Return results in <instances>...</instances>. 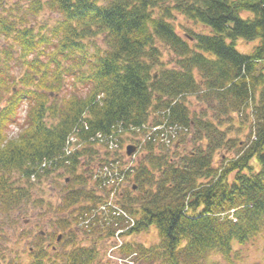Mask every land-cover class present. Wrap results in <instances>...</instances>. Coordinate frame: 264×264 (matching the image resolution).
Returning <instances> with one entry per match:
<instances>
[{
	"label": "trees",
	"instance_id": "obj_1",
	"mask_svg": "<svg viewBox=\"0 0 264 264\" xmlns=\"http://www.w3.org/2000/svg\"><path fill=\"white\" fill-rule=\"evenodd\" d=\"M7 4L0 0V128L17 124L24 132L19 145L0 141V213L19 215L32 203L36 185L49 178L60 190L58 204L47 203L50 244L41 243L39 231L27 261L10 264H103L101 247L113 264L107 253L115 232L125 239L152 225L157 243L125 240L117 253L134 264H217L210 258L230 263L235 247L252 241L261 240L264 251V0ZM44 11L55 16L52 24L29 21ZM247 12L251 18L242 17ZM238 39L260 43L244 55L235 49ZM165 45L172 52L168 61ZM13 61L22 69L18 77ZM189 95L207 107L190 108L184 103ZM230 111L238 113L240 126L247 124L248 134L228 139L225 148L235 149L234 158L221 171L210 166L209 154L234 127ZM210 112L229 125L225 132L205 119ZM73 130V143L86 146L66 153ZM125 138L137 148L132 161L108 148ZM203 139L206 146H200ZM101 140L102 149L93 147ZM81 155L87 156L83 164ZM68 162V175L54 180L53 172ZM78 168L88 175L76 174ZM155 172L161 179L155 195L145 191L150 200L140 204L125 187L116 200L123 216L103 212L121 187L106 185L131 177L130 190L138 192L156 181ZM161 200L167 201L162 208ZM33 202L45 204L42 196ZM136 204L144 216L131 220Z\"/></svg>",
	"mask_w": 264,
	"mask_h": 264
},
{
	"label": "rangeland",
	"instance_id": "obj_2",
	"mask_svg": "<svg viewBox=\"0 0 264 264\" xmlns=\"http://www.w3.org/2000/svg\"><path fill=\"white\" fill-rule=\"evenodd\" d=\"M28 0H7L8 4L13 3H20L25 4ZM7 4V5H8ZM244 18V16L242 15ZM55 20V16L48 13V12H41L38 17L36 18H29V21L32 23H38L43 24L47 22L48 24H52ZM178 21H182L181 18H179ZM201 29V28H200ZM202 30V29H201ZM200 30V31H201ZM206 33L207 31L204 30ZM240 41L244 42V45L247 46L249 44H252L253 42H246L244 40L238 39L235 41V49L238 51V44ZM4 42L3 38H0V50L2 49L1 44ZM244 54V53H241ZM246 55V54H244ZM163 56L164 60L168 61L171 56H168V58H165V52L163 50ZM12 65V73L16 75V77L20 76L22 73L21 67L17 64L16 61H13L11 63ZM15 77V78H16ZM60 96H62L60 94ZM25 105L22 106L20 109L19 118L21 119L24 115ZM233 129L230 130V132H235L236 136L233 138H239L240 135H247L248 134V126H247V132H244V126H237L233 121ZM11 126V125H10ZM9 126V128H10ZM16 128L19 129L18 125L15 124ZM15 134V133H13ZM126 139V138H125ZM244 140V139H243ZM129 141L126 139L125 141H121V149L123 153H125L126 147L129 145ZM126 156V155H125ZM135 157V156H134ZM128 161H132L131 158L124 157ZM61 172H56L53 176L54 180H57L58 182H62L63 178L59 177L58 174ZM53 181L52 178H49L47 180H44L42 184H37L34 188V199H38V197L42 196L45 204L44 206H39L34 204V199H32V203H29L24 209L17 215L16 213H9V214H1L0 213V263L1 264H10V262H20L24 263V261H27V257L29 255L30 250L32 251L35 244L38 242V239L36 238L37 232H48L50 233L52 231V227L49 225L50 220V210L47 207V203H51L52 206H56L58 204V201L60 200V190H54L53 189ZM55 201V202H54ZM51 206V209H52ZM39 218V219H38ZM43 222L41 226H37L38 222ZM79 227V226H78ZM82 227V226H80ZM47 229V230H46ZM83 229V227H82ZM82 233V232H81ZM122 241H131V242H137L144 244L145 246H149L152 244L157 243L158 241V235L157 231L153 233L151 231V227L146 230L145 232L139 233V234H132L130 238H120ZM43 245H49L50 242L47 241V236L44 237V240L41 241ZM262 241L256 240L252 241L249 244L243 246V247H235V250L237 251L234 254V257H232L231 262L227 263L223 259L219 258V256H213L210 258L211 261H214V263L217 264H264V251L262 249ZM99 248V247H98ZM100 250V260L103 264L106 263V258L104 256V247L99 248ZM121 255V254H120ZM122 256V255H121ZM123 258V257H121ZM113 264L114 259H113ZM135 264H141L140 261L135 262ZM142 264H149V263H142ZM155 264V263H153Z\"/></svg>",
	"mask_w": 264,
	"mask_h": 264
},
{
	"label": "clouds",
	"instance_id": "obj_3",
	"mask_svg": "<svg viewBox=\"0 0 264 264\" xmlns=\"http://www.w3.org/2000/svg\"><path fill=\"white\" fill-rule=\"evenodd\" d=\"M244 16V18H251L252 17V13L247 12V13H243L242 14ZM181 20H183V18H181ZM150 27V26H149ZM176 32L177 33H181V29L180 27L177 25L176 26ZM197 31H200V27H197L196 29ZM182 34V33H181ZM157 43H161L159 40H157ZM260 41L256 40L255 42H253L252 44H249L247 46L244 45L243 41H240L238 44V51H240L241 53L244 54H251L253 49L259 45ZM164 52H165V58L167 59L169 55H171V49L165 45L164 48ZM210 59H215V57H211L209 56ZM153 71H156V69H153ZM257 92H259V89H257ZM179 99V98H177ZM184 103L189 106L190 108H196L197 105H204L205 107H207L206 104H204L203 100H197L195 95H189L186 99V101H184ZM5 105L0 104V108L4 107ZM149 111H151V109H149ZM250 111V109H249ZM87 115V114H86ZM229 115L231 117L234 118V123L239 126L240 123V117L238 115L237 112L235 111H230ZM224 117H221V119H223ZM25 119H30L29 115L25 116ZM205 119H209L210 122L219 129L220 132H225V130L229 127V125L227 123L224 124H219L217 122V120L215 119H211V112L209 113L208 117H205ZM162 127V125L160 126ZM158 128H153L151 129V131H158ZM24 129H17L15 125H11L10 128H0V141L3 142V144H8V143H15L17 145H19L21 143V136L23 135ZM244 132H247V125L244 126ZM15 133V134H13ZM78 136L77 132L75 130H73L68 137V142L66 143L65 146V152L66 153H71L74 151H78L79 149L85 147L86 145L81 141V142H77V143H73L74 139ZM101 136V134L98 132L96 133V138H99ZM236 133L233 132H229L225 135L223 142L220 144L219 147H215L214 150L209 154L207 153V149H206V154H209V158H210V166L213 168H219L221 171L223 170L224 167L228 166V161L232 160L234 158V152L235 149H233L232 152H228L227 149L225 148V144L227 143L229 138L235 137ZM142 140L146 139L145 136H141L140 137ZM240 139H244V135H240L239 137ZM179 139V137H174L173 138V142ZM208 140L207 139H203L200 141V146H206L208 144ZM159 139H157L155 141V146L157 147L158 150V146H159ZM93 147L95 148H101L103 147V141L101 140V143L99 144H95L93 145ZM168 149L172 148V143H168L167 144ZM184 153H181V155H183ZM221 155H225L227 157V159H225L223 162L220 161V156ZM169 158H171V153H169ZM87 159L86 155H81L79 157V160L81 162V164H83L85 162V160ZM178 159V158H177ZM71 162H68V164H66L64 167H60L58 169H56V171L58 172H65V168L68 167L70 165ZM253 164L256 163L255 160L252 161ZM76 174H83L85 176L88 175V173L84 172L83 168H78L77 173ZM156 176V181H154L151 185H146L144 189H142L141 191L138 192H131L130 190V185L133 183V180L131 179V177L127 180V181H113L112 183L106 185L107 188H112L114 184H120V188L117 189L115 192H113L111 194V197L109 199V203H113L115 202L119 197H118V192L122 191L125 187L129 188V194L130 197L133 200L139 199L140 200V204H144L147 200H150L151 197H145V191H150L153 195H155L156 191H157V181H159L161 179L160 174L158 172L154 173ZM55 175V172H53V176ZM65 175H68L67 172H65ZM135 175V173H133V176ZM206 182V181H205ZM96 183V177L93 176L91 180L88 181V187L91 188L93 186H95ZM169 187H171V185H168ZM161 196H163V193L161 194ZM55 202V201H54ZM167 201L161 200L159 203V207H163L164 204ZM140 204H136L134 205V207L136 208V212L138 214L129 217V219L131 220H140L143 216L144 213L140 210ZM73 207H76V205H73ZM151 231L153 233H155L157 230L155 228L154 225L151 226Z\"/></svg>",
	"mask_w": 264,
	"mask_h": 264
},
{
	"label": "flooded vegetation",
	"instance_id": "obj_4",
	"mask_svg": "<svg viewBox=\"0 0 264 264\" xmlns=\"http://www.w3.org/2000/svg\"><path fill=\"white\" fill-rule=\"evenodd\" d=\"M39 219V218H38ZM43 224V222L41 221V222H38L37 223V226L39 227V226H41ZM47 230V229H46ZM41 233V236H42V238H44L45 236H46V233H48L47 231L46 232H40ZM59 238L60 237H58V239H57V241H59ZM57 243V242H56ZM55 242H54V244H56ZM50 244V243H49ZM45 246H48V244L47 245H45ZM54 248V247H53Z\"/></svg>",
	"mask_w": 264,
	"mask_h": 264
},
{
	"label": "water",
	"instance_id": "obj_5",
	"mask_svg": "<svg viewBox=\"0 0 264 264\" xmlns=\"http://www.w3.org/2000/svg\"><path fill=\"white\" fill-rule=\"evenodd\" d=\"M134 147L133 146H127L126 147V154L128 155V156H130L133 152H134Z\"/></svg>",
	"mask_w": 264,
	"mask_h": 264
},
{
	"label": "built area",
	"instance_id": "obj_6",
	"mask_svg": "<svg viewBox=\"0 0 264 264\" xmlns=\"http://www.w3.org/2000/svg\"><path fill=\"white\" fill-rule=\"evenodd\" d=\"M108 145H109L110 148H114V147H116V144L113 143V142L108 143Z\"/></svg>",
	"mask_w": 264,
	"mask_h": 264
}]
</instances>
